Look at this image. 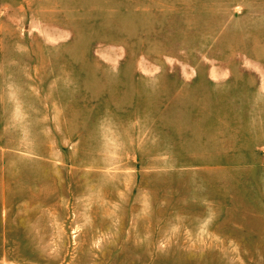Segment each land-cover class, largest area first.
<instances>
[{"label": "rangeland", "instance_id": "rangeland-1", "mask_svg": "<svg viewBox=\"0 0 264 264\" xmlns=\"http://www.w3.org/2000/svg\"><path fill=\"white\" fill-rule=\"evenodd\" d=\"M0 264H264V0H0Z\"/></svg>", "mask_w": 264, "mask_h": 264}]
</instances>
